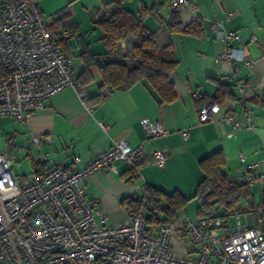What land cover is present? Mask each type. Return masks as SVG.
<instances>
[{"label":"crops","instance_id":"0c3cea01","mask_svg":"<svg viewBox=\"0 0 264 264\" xmlns=\"http://www.w3.org/2000/svg\"><path fill=\"white\" fill-rule=\"evenodd\" d=\"M29 1L39 6L44 17L52 23L54 32L69 31L70 35L61 41V47L77 61L76 77L84 69L82 53L105 54L96 16L103 12L102 4L106 0ZM189 1L194 9L186 7L178 12L179 25L181 28L193 25L200 31L171 34L177 60L171 73L175 100L160 103L145 81L126 91H111L106 99H102L98 87L100 77L93 67L90 80L86 82L81 78L77 82L83 91L82 97L74 88L66 87L47 99L44 108L27 123L0 117L4 151L9 156L11 152L16 154L25 149L30 136L47 135L51 137V143L44 150L50 153L54 162L71 166L74 157L87 162L98 149H109L113 140L123 138L129 147H141L144 151L140 178L136 182H145L167 194L178 191L190 198L193 194L189 196V193L195 191L202 178L199 162L220 150L225 161L223 172L236 181L244 176L253 200L252 208L241 213L225 215L222 209L216 210L222 216V233L234 232L238 220L259 228L264 185V0ZM123 6L136 17H140L145 9L140 18L150 31L158 30L160 21L171 22L170 1L124 0ZM62 16L64 20H57ZM212 23H220L223 31L240 35L241 42L233 41L232 48L235 58L242 57L241 61L235 59L231 63L219 58L225 46L211 29ZM193 92L198 94L197 99L192 98ZM208 103L217 104L218 112L210 122L200 123L199 111ZM229 115L241 124H247L249 117L253 129L234 131L232 121L227 120ZM143 118L158 122L167 134L149 138L140 124ZM99 123L108 129H102ZM152 148L165 150L167 156L162 167L146 162ZM11 158L17 160L15 156ZM252 163L257 165L254 172L247 170ZM114 166L117 173L105 169L92 174L80 185L86 187L110 223L116 226L128 220L122 201L129 197L133 184L125 180L124 164L117 162ZM230 217L234 219L233 223H230ZM179 221V218L172 221V239L180 241L184 235ZM191 245L180 258L196 256V248Z\"/></svg>","mask_w":264,"mask_h":264},{"label":"built area","instance_id":"2783aa9c","mask_svg":"<svg viewBox=\"0 0 264 264\" xmlns=\"http://www.w3.org/2000/svg\"><path fill=\"white\" fill-rule=\"evenodd\" d=\"M170 7L176 13L186 7L194 9L189 0H171ZM211 29L225 46L219 58L241 61L232 48L233 41L241 42L240 35L223 31L220 23H212ZM69 35L68 30L54 32L36 3L0 0V66L8 69L0 77V117L27 123L47 99L66 87L83 96L74 60L61 47ZM111 91L102 87L101 98L106 99ZM191 96L198 98L196 92ZM218 109L215 103L203 106L200 123L210 122ZM227 120L232 121L234 131L253 129L249 117L247 124L231 115ZM140 124L149 138L167 134L158 122L143 118ZM50 143L47 135L27 138L30 179L17 178L13 159L0 151V264H264V233L238 220L237 229L224 234L222 216L216 210L178 222L195 246L196 256L175 257L171 245L174 223L149 222L157 213L158 220L163 218L160 202L153 201L145 182H136L140 178L136 163L144 158L141 147L131 148L123 138L115 139L109 149H98L89 161L83 163L76 156L71 166H65L54 162L44 150ZM148 155L146 162L159 167L167 156L158 148L149 150ZM240 160L244 158L240 156ZM117 162L134 169L136 184L127 198L139 202L135 209L124 206L128 220L115 226L80 183L105 169L117 173ZM247 170L254 172L257 165L252 163ZM240 180L247 181L244 176Z\"/></svg>","mask_w":264,"mask_h":264},{"label":"trees","instance_id":"16d2710c","mask_svg":"<svg viewBox=\"0 0 264 264\" xmlns=\"http://www.w3.org/2000/svg\"><path fill=\"white\" fill-rule=\"evenodd\" d=\"M171 1V0H167ZM124 0H106L102 4L103 12L97 13L96 24L102 31V40L106 47L104 55L82 53L84 69L76 77L90 80V69L96 68L100 77L99 89L110 87L112 91H126L142 81L147 82L157 95L159 102H172L176 98L171 73L177 60L172 49L171 34L173 32L197 33L195 26L181 28L178 13L173 12L170 23L159 22V29L148 30L140 17H136L123 6ZM64 20L59 17L57 20ZM51 29L52 23H50ZM8 69L0 66V77ZM78 84V83H77ZM79 86V85H78ZM142 161L136 167L142 166ZM225 164L220 150L213 152L199 162L202 178L198 182L190 198L182 196L178 191L171 194L149 187L153 201H159V213L163 218L157 219L158 213L150 216L149 222H167L178 218L180 210L191 200H196V216L202 217L210 210L222 209L225 215L241 213L252 208V193L247 181H236L227 176L222 168ZM125 180L132 185L137 179L134 169L125 166ZM138 200L130 198L122 201V206L135 209ZM259 228L264 231V185H262V210Z\"/></svg>","mask_w":264,"mask_h":264},{"label":"rangeland","instance_id":"374dc122","mask_svg":"<svg viewBox=\"0 0 264 264\" xmlns=\"http://www.w3.org/2000/svg\"><path fill=\"white\" fill-rule=\"evenodd\" d=\"M76 68L78 67L77 61L74 60ZM0 151H4L3 138L0 134ZM10 158L15 156L16 161L13 160V173L17 178L25 177L26 179H30L32 175V162L30 157L27 156V151L25 149H21L20 152L10 153ZM34 158V155L31 156ZM12 159V158H11ZM134 185L136 183H133ZM194 193V189L189 193L191 196ZM260 200V199H259ZM196 200H191L185 208L179 211L178 218L183 220L185 217L196 218ZM234 219L230 217V223H233ZM192 243L189 238L184 236L183 240H178L173 238L171 240V245L173 248V253L175 257H184L186 255V250L192 247Z\"/></svg>","mask_w":264,"mask_h":264}]
</instances>
